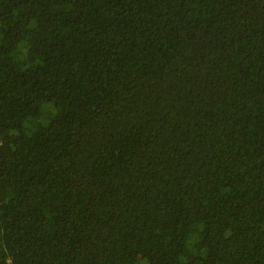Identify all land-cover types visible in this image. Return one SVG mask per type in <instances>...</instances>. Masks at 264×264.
I'll list each match as a JSON object with an SVG mask.
<instances>
[{"label":"trees","instance_id":"trees-1","mask_svg":"<svg viewBox=\"0 0 264 264\" xmlns=\"http://www.w3.org/2000/svg\"><path fill=\"white\" fill-rule=\"evenodd\" d=\"M0 264H264V0H0Z\"/></svg>","mask_w":264,"mask_h":264}]
</instances>
